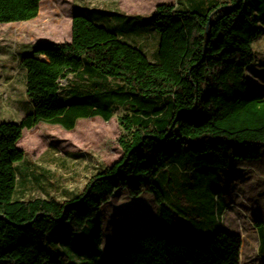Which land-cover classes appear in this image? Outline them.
<instances>
[{"label":"trees","instance_id":"trees-1","mask_svg":"<svg viewBox=\"0 0 264 264\" xmlns=\"http://www.w3.org/2000/svg\"><path fill=\"white\" fill-rule=\"evenodd\" d=\"M42 0H0V23L29 21ZM158 4L144 17L160 34L155 61L101 23L97 13L135 25L131 15L73 5L71 39L39 41L21 56L33 105L19 122H0V264H240L242 239L217 227L180 238L169 232L173 168L202 172L187 187L218 194L213 174L264 156V93L249 88L253 42L264 27V0H218L196 8ZM69 74L65 88L60 84ZM116 79V86L108 84ZM120 117L123 155L100 168L77 195L15 197L24 129L40 122L72 129L76 120ZM185 183V181H184ZM148 191L169 220L111 259L102 243L101 207L115 191ZM264 259V220L255 223ZM264 264V263H263Z\"/></svg>","mask_w":264,"mask_h":264},{"label":"rangeland","instance_id":"rangeland-1","mask_svg":"<svg viewBox=\"0 0 264 264\" xmlns=\"http://www.w3.org/2000/svg\"><path fill=\"white\" fill-rule=\"evenodd\" d=\"M160 2L176 4V0H43L36 19L0 23V122H19L33 111L26 92V69L21 65V56L39 41H70L73 5L137 16L131 20L136 22L132 26L127 17L123 24L122 16L96 14L101 23L116 29L123 40L139 46L151 61H155L160 34L150 22H144V17ZM262 29L253 42L255 58L253 66L247 70V77L249 88L264 93V27ZM67 80L74 81L75 76L69 74L62 78L63 88ZM118 83L116 79L108 81L112 86ZM126 112L129 111L116 107L109 120L88 117L78 120L73 129L43 121L31 129H24L17 144L25 151V158L16 164V198L55 197L64 201L79 194L100 168L122 157L119 138L125 132L120 117ZM226 170L229 172L220 174L221 198L225 203L221 226L240 234L241 264H263L254 220L264 218V156L259 161ZM102 212V250L109 259L138 230L158 224L157 203L149 192L137 197L118 189Z\"/></svg>","mask_w":264,"mask_h":264},{"label":"crops","instance_id":"crops-1","mask_svg":"<svg viewBox=\"0 0 264 264\" xmlns=\"http://www.w3.org/2000/svg\"><path fill=\"white\" fill-rule=\"evenodd\" d=\"M178 1L180 2V4H179L180 6L183 5V6H188V7L201 8V7L209 5L212 2H216L218 0H176L175 5L178 4ZM42 3H43V0L41 2L40 11L42 9ZM161 3H173V2H160L158 4H161ZM79 6H83V5H79ZM84 7H86V6H84ZM36 18H34V19H36ZM34 19H32V20H34ZM32 20H29V21H32ZM71 22H72V17H71ZM30 48H31V45H30L28 50H30ZM93 117H95V116H93ZM99 117H101V116H99ZM80 119H84V118L77 119L76 123ZM76 123H75V126H76ZM58 125H60V124H58ZM60 126H62V125H60ZM222 172H229V171L220 170V171H217V173L213 174V177H217L216 188L219 190L218 194H216V195L210 194L207 196V195H205L204 191H205V187L208 186V183L211 179V175L207 176L205 179H203L201 181L202 185H204V186L198 187V188L187 187L188 181L195 182L197 180H200L202 172L184 173V172H181L179 169L173 168V174L172 175L175 174L176 178H172L171 184H172V186H174V189H173L172 194H171V200L173 202L172 207L175 208V211L177 212L175 214L176 218L174 219L173 226L169 227V232L173 236L180 238L183 235H191L193 233L199 234V235H207V234H211L212 232H214L217 227L222 228V229H224L230 233L240 235L238 232L231 231V230L221 226L222 214H223L224 208H225L224 200L221 198L223 189H222V183L220 180V174ZM184 181H185V183H184ZM119 189H124V190L128 191V189H126V188H119ZM147 192L148 191H144L140 195H142L143 193H147ZM114 194L111 197H113ZM150 194H152V193H150ZM15 197H16V194H15ZM17 199H19V198H17ZM110 199L106 203H104L101 207V215H102V243H101V247L103 244V234H104L102 210H103L104 205L107 204L110 201ZM20 200H23V199H20ZM157 211H158V215H157L158 224L156 226H152V227H149L146 229L142 228V229L138 230L135 234L130 236L128 243L122 249L129 247L143 233H146L148 231H158V230H160L162 225H164L166 222H168L169 218L168 217L166 218V216H163L160 214V209H159L158 203H157ZM258 220H264V218L258 217L254 220V223H256V221H258ZM255 228L259 234V240H260L261 239L260 233H259L256 226H255ZM259 248H260V244H259ZM117 254L111 255L110 257L112 258L113 256H115ZM259 254H260V250H259ZM103 255H104V252H103ZM240 256H241V253H240ZM260 256H261V254H260ZM240 264H241V259H240Z\"/></svg>","mask_w":264,"mask_h":264}]
</instances>
